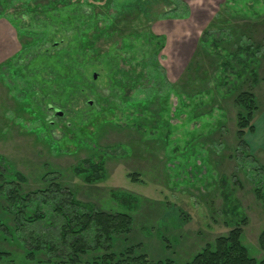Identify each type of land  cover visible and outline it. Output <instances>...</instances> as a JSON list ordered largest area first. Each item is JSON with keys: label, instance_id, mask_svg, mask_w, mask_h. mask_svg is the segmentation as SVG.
Returning a JSON list of instances; mask_svg holds the SVG:
<instances>
[{"label": "rangeland", "instance_id": "obj_1", "mask_svg": "<svg viewBox=\"0 0 264 264\" xmlns=\"http://www.w3.org/2000/svg\"><path fill=\"white\" fill-rule=\"evenodd\" d=\"M102 1L86 0L77 6L91 15L86 21L90 29L85 32L91 39L98 32L96 28L105 25L107 15L119 14L121 8L125 9L121 3L126 5L133 0ZM163 1L150 4L148 10L152 19L148 22L144 18L139 21L140 16L128 17L127 22L117 24L114 32L104 33L95 45L102 50L111 48L117 52L120 58L118 66L122 69L129 70L138 63L135 72L141 68L144 72L150 70L149 64L144 67L141 64L148 62L154 54L163 74L162 81L159 77L155 80L154 76H142L133 87L129 74L119 72L116 77H121L122 89L131 98H143L149 94L148 89L159 85L161 93L174 89L175 93H170L168 99L169 108L160 117L159 114L150 116L152 112L147 113L151 119L158 121H152L145 127L153 130V137L159 134L167 136L168 140L150 139L149 135L146 140H139V137H146L135 130L115 126L100 130L96 142L101 148L119 145L132 151L124 153L121 150L118 153L112 149L106 156L107 178L87 184L70 168L79 159L91 154V150L76 146L74 141L80 140L81 145H85L82 132L92 133L94 126L80 123L83 126L80 127L75 122L78 128L76 134H72L64 124L68 119H63L49 129L46 123V129L41 134L32 131L38 121L33 116L22 115L16 103L20 99V88H25L24 81L19 76L13 77L10 74L12 70L3 67L0 68V75L4 73L3 79L0 77V154L27 176L26 186L29 188L38 187L39 174L43 169L53 167L61 171L65 182L81 201L103 210L130 213L132 221L128 243H139L136 252L145 253L150 260L171 259L173 264H186L205 243L228 231V225L235 218L230 207L235 204L237 215L247 218L242 225V242L250 255L263 257L264 252L257 245V236L264 228V202L253 192V178L258 175L256 168L264 164V149L261 147L264 144V45L258 51V80L250 87L257 97L259 108L253 119L255 133L247 132L244 137L246 150L235 140L236 108L232 97L226 94L227 87L240 80L236 81L234 72L223 74L219 63L230 51L228 44L222 43L228 42L229 35L221 28L229 27L232 38L249 29L254 40H264V0H251L254 4L250 0H241L238 4L228 0ZM26 2L31 7H27ZM71 2L11 0L4 5V15L0 17V64L19 51L21 42L29 40L26 36L20 37L21 12L26 14L23 22L27 23L32 12L49 14L59 8L69 11ZM254 8L255 12H252ZM243 9L245 17L239 15L244 13ZM219 18L228 21L220 24L218 20L216 22ZM92 21L97 22L96 26L91 24ZM206 29H210V34L204 36ZM135 32L139 37L133 36ZM148 33L159 37L163 47L154 46V40L150 42L147 38ZM218 38H221L220 44H213ZM124 41L132 44L129 51L122 49ZM93 69L98 73L96 83L106 85L108 78L104 72H97L94 66ZM246 85L241 89H246ZM180 99L184 100V107ZM150 109L158 110V103L154 101ZM116 114L120 116L118 111ZM161 120L167 123L157 127L156 123L159 125ZM119 124L123 125L124 120ZM44 140H57L63 151H56ZM97 157L94 156L95 159ZM133 171L139 172L140 181L128 178L127 174ZM111 190L131 194L136 200L134 207L112 199ZM0 245L12 251L13 257V262L3 259L0 264H36L23 260L20 249Z\"/></svg>", "mask_w": 264, "mask_h": 264}, {"label": "trees", "instance_id": "obj_2", "mask_svg": "<svg viewBox=\"0 0 264 264\" xmlns=\"http://www.w3.org/2000/svg\"><path fill=\"white\" fill-rule=\"evenodd\" d=\"M9 1L11 0H0V17H3L4 5ZM71 1L72 8L69 11L59 8L49 14L32 12L29 20H26L27 23L23 22L26 14L21 12L20 37L26 36L29 40L23 41L21 38L23 42L19 51L1 63L0 68L12 70L10 74L13 77L19 76L20 80L24 81L25 88H20V99L16 103L22 115L33 116L34 120L38 121L37 127L32 131L36 130L41 134L46 129V123L48 129L51 128L52 124L46 118L48 106L63 113L58 120L68 119L64 124L72 134H76L78 128L75 122L79 125L91 123L94 126L92 133L82 132L85 145H81L80 140L74 141L76 146L91 150V154L79 159L70 169L83 182L95 184L107 178L108 152L112 149L118 153L121 150L125 151L124 153L132 151L119 145L115 148H101L96 142L97 133L115 126L118 129L135 130L140 136L146 137H139V140H146L148 135L150 139L168 140L167 136L159 134L153 137V130L145 127L152 121H158L150 116L159 114L160 117L161 113L169 108L170 93L175 91L167 89L161 93L159 85L148 89L149 94L143 98H131L125 89H122L124 87L119 80L121 77L117 78V74H129L128 77L132 81L130 85L133 87L142 76H154L155 80L159 77L162 81L163 74L158 67L157 58H154L153 54L148 62H142L143 67L148 64L151 66L146 72L143 68L135 72L138 63L125 70L118 66L117 61L120 58L117 52L111 48L102 50L95 45L104 33L114 32L117 24L127 22L128 17L140 16L139 21L144 18L148 22L152 19L148 8L152 2L158 0H133L128 2L127 6L121 3L125 9L121 8L119 14H106L105 25L100 29L96 28L98 32L92 39L85 34L90 29V24L87 25L86 21L91 15L85 14V11L77 7L86 0ZM228 1L241 3V0ZM26 6L31 7L28 2ZM243 12L245 13V9ZM252 12H255V8ZM244 13L239 15L245 17ZM217 20L220 24L228 21L220 18L216 19V22ZM91 24L96 26L97 22L92 21ZM50 27L52 28L49 35H46ZM221 29L229 35L228 42L222 43L228 44L230 51L222 57L220 69L223 74L234 72L236 81L240 80L227 87L226 91V94L232 97V104L236 108L234 137L237 145L246 150L247 142L244 137L247 132L254 131V114L259 108L257 97L250 87L258 80V51L264 45V40H254L252 34H249V29L234 38L229 27ZM209 34L210 29L204 30V36ZM137 35L136 32L133 34ZM147 38L150 42L154 40V46L157 48L163 47V41L156 35L148 33ZM220 39L214 40L213 44H220ZM122 46V49L127 51L132 48V44L126 41L122 42ZM234 64H237V67ZM93 66L97 72H104L107 76L106 85L96 83L98 73L92 70ZM1 73L0 77L3 79L4 73ZM244 85L247 88L241 89ZM154 101L158 103V110L152 111L150 105ZM180 103L184 107V100L180 99ZM147 113L150 116H147ZM109 115L112 117L107 118ZM122 119L124 124L120 125L119 121ZM164 120H161L159 125L156 123V126L162 127L167 123ZM82 125L80 127H83ZM50 137L52 138L51 134ZM44 141L49 142L56 151H63L57 145V140ZM95 155L98 156L96 159ZM256 169L258 175L253 178V192L264 202V164ZM137 175L139 172L134 171L127 174L128 178L135 182L140 181ZM38 180V187H27V176L0 154V244L20 249L23 260L36 264H173L171 259L150 260L145 253L136 252L139 243H128L132 221L130 213L103 210L92 203L81 201L57 168L43 169ZM110 196L130 208L136 203L135 197L127 192L111 190ZM230 212L235 218L228 225V231L217 235L212 242L205 243L186 264H264V256L258 258L250 255L242 242V225L246 223V216L237 215L236 204L230 207ZM257 245L264 252V228L257 236ZM3 259L13 262L12 251L0 245V261Z\"/></svg>", "mask_w": 264, "mask_h": 264}, {"label": "flooded vegetation", "instance_id": "obj_3", "mask_svg": "<svg viewBox=\"0 0 264 264\" xmlns=\"http://www.w3.org/2000/svg\"><path fill=\"white\" fill-rule=\"evenodd\" d=\"M94 74H93V77H94ZM95 77H96V74H95ZM47 113H48V115H47L48 117H46V118H48L47 120L49 121L50 124H54L58 120V118H60V116L63 115V113L61 111H58L54 107H49V106H48V112Z\"/></svg>", "mask_w": 264, "mask_h": 264}, {"label": "crops", "instance_id": "obj_4", "mask_svg": "<svg viewBox=\"0 0 264 264\" xmlns=\"http://www.w3.org/2000/svg\"><path fill=\"white\" fill-rule=\"evenodd\" d=\"M254 133H255V130H254ZM261 147H263V149H264V144H261Z\"/></svg>", "mask_w": 264, "mask_h": 264}, {"label": "water", "instance_id": "obj_5", "mask_svg": "<svg viewBox=\"0 0 264 264\" xmlns=\"http://www.w3.org/2000/svg\"><path fill=\"white\" fill-rule=\"evenodd\" d=\"M94 77H95V74H94Z\"/></svg>", "mask_w": 264, "mask_h": 264}]
</instances>
